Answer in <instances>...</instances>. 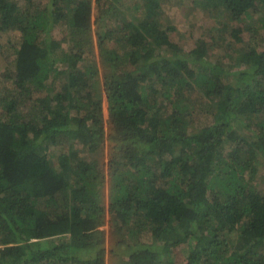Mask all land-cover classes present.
<instances>
[{
    "label": "trees",
    "instance_id": "trees-1",
    "mask_svg": "<svg viewBox=\"0 0 264 264\" xmlns=\"http://www.w3.org/2000/svg\"><path fill=\"white\" fill-rule=\"evenodd\" d=\"M17 1L0 0L20 40L0 96V264H264V0L248 37L217 32L227 71L202 47L196 65L171 54L167 0ZM229 3L198 5L218 20ZM184 87L207 103L193 131Z\"/></svg>",
    "mask_w": 264,
    "mask_h": 264
},
{
    "label": "rangeland",
    "instance_id": "rangeland-1",
    "mask_svg": "<svg viewBox=\"0 0 264 264\" xmlns=\"http://www.w3.org/2000/svg\"><path fill=\"white\" fill-rule=\"evenodd\" d=\"M126 1L127 6L124 8L128 12V8L131 4V0H123ZM168 2L164 4L163 9L167 16L170 17V23L168 25L172 26V31L170 33V42L175 45V51L173 50H163V54H171L176 55L178 58L188 60L189 64H198V61L192 60L194 58L193 52L196 48L202 47L203 50V60L205 65L217 66L218 62L225 65V70L230 68V63H232V59L226 56V53L223 52V48L220 47V44L214 41L217 32L222 33V37L226 35V30L233 26L238 30H241V37H248L247 31H244L245 24L250 21L251 24H255L258 21L253 20L254 16V5L257 0H229V5H233V8H228L225 14L216 20L208 16L207 11L204 12L202 8L198 5L201 0H171L173 3ZM18 4H22V0L17 1ZM42 4L45 1L41 2ZM125 4V2H122ZM37 5V0L34 2ZM94 6V0H92V7ZM245 13H249L247 16ZM241 20H237V18L241 17ZM250 16V17H249ZM94 20V17L92 16ZM252 20V21H251ZM256 21V22H255ZM259 24H256L258 27ZM59 31V29H58ZM263 32V30H262ZM60 33V31H59ZM59 33H54L53 37L57 40L61 38ZM224 33V34H223ZM61 41V40H59ZM19 33L17 31H10V33H0V96L6 95L7 88H10V84H8L6 80L7 74L10 71L11 62L13 60L14 51L12 50V46L14 48H18L19 45ZM61 45L66 47V43L61 41ZM152 52L143 55L144 60L151 57ZM226 55V56H223ZM230 57V56H229ZM201 63V62H200ZM233 65V64H231ZM235 69V68H234ZM233 69V70H234ZM227 77V76H226ZM236 82L234 78H232V82ZM175 103V102H174ZM174 103H167L169 109H171V105L173 107ZM177 105L186 107L188 115L187 117H192L190 120L189 130L193 131V129H197L199 124L205 123L207 118L203 116L202 112H200L204 106L207 104L205 98H203V92L199 89L188 90L187 88H183L181 95L177 98ZM103 108V116L104 120L107 118V105L105 100L103 99L102 103ZM1 109V108H0ZM102 152L99 154H93L90 158L92 164H96L97 168H104L105 159L102 156ZM259 176V188L264 190V170H261ZM106 187L104 189V193L106 194ZM145 235L142 238V242L145 240ZM148 240V239H147ZM173 264H183L184 255L181 251H176L172 253V256L169 257ZM162 264H167V258L163 259Z\"/></svg>",
    "mask_w": 264,
    "mask_h": 264
},
{
    "label": "crops",
    "instance_id": "crops-1",
    "mask_svg": "<svg viewBox=\"0 0 264 264\" xmlns=\"http://www.w3.org/2000/svg\"><path fill=\"white\" fill-rule=\"evenodd\" d=\"M144 241H147V240H144ZM141 242H142V239H141Z\"/></svg>",
    "mask_w": 264,
    "mask_h": 264
}]
</instances>
